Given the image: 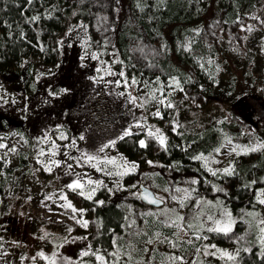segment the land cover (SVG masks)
<instances>
[{
	"label": "trees",
	"instance_id": "obj_1",
	"mask_svg": "<svg viewBox=\"0 0 264 264\" xmlns=\"http://www.w3.org/2000/svg\"><path fill=\"white\" fill-rule=\"evenodd\" d=\"M37 16L39 20L33 22L32 18ZM261 21H264V0H32L31 3L28 0H0V73H20L24 64L31 70L42 65L50 69L46 75L53 73L52 69L58 67L62 58L60 42L71 25L83 24L87 26L91 50L113 52L118 57L115 69L123 71L129 83L133 77L139 82L137 86L144 91L139 103L144 101L146 113L151 114L156 103L149 99L150 95L155 93L159 97L157 89L166 91L173 77L183 88L180 94L171 98L175 107L164 110L168 123L161 128L166 141L164 146L154 135L144 132L127 136L117 144L113 157L117 165L126 160L137 161L143 166L120 176L116 173L125 171L123 168L102 165L104 170L97 177L102 184L95 185L92 200L85 197L93 185L84 186V196L65 189L68 201L85 211L89 231L80 237L87 244L89 253L97 252L110 264H115L116 258L109 253L121 251L119 264H128L125 253L132 250L129 245L142 254L146 241L160 233L167 240L153 250V263H170L169 257L173 255L163 250L166 242H177L180 245L177 252L191 258L204 243L195 236L206 235L209 242L237 248L239 255L234 261L213 259L205 264H264V247L259 243L256 231L244 223H238L231 236L188 229L193 236V243L188 244L175 239L177 228L160 223L165 219L160 215L163 208L144 206L136 196L119 200L110 197V185L116 181L128 186L141 179L153 190L158 187L172 197H176L179 190L191 196L187 211L182 215L186 218L197 217V206L202 200L221 202L233 215L260 207L259 195L264 191L263 128L256 130L233 114L227 116L218 129L209 127L204 132L183 128L174 132V123L183 104L196 109L207 107L209 99L214 97L212 87L218 75L228 65L232 64L236 69L231 56L247 60L246 76L254 75L256 62L249 38L253 31H264ZM249 28L252 30L248 31ZM261 47L264 52V37ZM38 60H42V64ZM242 75L240 81L245 83V74ZM26 87L35 88L29 87L28 83ZM8 127L6 121L0 124V137L10 134ZM223 136L242 145L243 149L233 159L234 172H218L211 176L201 159L196 157H208L219 147ZM25 137L31 145L30 137L26 134ZM140 140H144L147 147H140ZM150 160L157 165L147 167ZM29 162L39 168L34 164L30 149L22 157V164ZM13 180L15 176L11 170L0 176L2 196ZM193 180L197 183L193 184ZM93 181L97 182L96 179ZM171 200L172 206L177 207ZM96 201L104 203L98 205ZM9 210L8 215H13L16 222L18 214L12 212L13 206ZM148 212L155 215L142 216ZM8 223V216L0 212V233ZM38 258L39 263L51 264V260ZM78 264L100 262L90 254L83 256Z\"/></svg>",
	"mask_w": 264,
	"mask_h": 264
},
{
	"label": "rangeland",
	"instance_id": "obj_2",
	"mask_svg": "<svg viewBox=\"0 0 264 264\" xmlns=\"http://www.w3.org/2000/svg\"><path fill=\"white\" fill-rule=\"evenodd\" d=\"M79 25H71L62 40L61 62L58 67L52 69L53 73L46 75L50 69L42 65H39L37 70H31L27 64L23 65L20 73H0V124L6 121L10 133L0 137V143L7 145V148L0 149V153L8 152L5 158L8 163L0 161V170L4 175L7 174V170H11L15 176L5 195L0 194V212L9 218V223L4 225V230L1 229L0 233V264H47L48 262L39 263L38 253H43L49 261L55 259L56 264H78L83 257L82 253L89 252L87 244L80 237L82 233L89 231V225L85 228L81 223H77V220H86L85 211L82 215L75 214L73 218L74 214L70 209L61 207L66 201L60 197L65 195L64 191L67 189L65 185L77 178L76 174L82 177L81 182L85 186L89 179L100 181L97 177H100L101 171H97L84 161L78 166L75 158L86 153L99 156L101 159L105 157L113 159L115 148L121 141L119 137L125 130L130 129L133 134L151 133L157 138L156 130L161 133L162 126L167 123L164 115L167 108L155 103L151 114H148L145 107L137 106L143 97V89L137 85L125 87V76L118 75L121 71L114 67L118 57L113 52L91 50L87 31ZM263 37L264 31H253L249 38V46L256 62L254 75L246 76L247 60L231 56L236 63V69L231 64L218 75L217 82L212 87L214 97L209 99L205 109H196L185 104L181 106L177 113L178 120L174 123V132L180 128L193 132H204L209 127L218 129L222 121L231 114L252 125L256 130L264 129V52L261 47ZM93 55L98 59H93ZM38 61L40 64L43 62ZM105 69H110L117 75L107 74ZM242 74H245V83L240 81ZM237 76L239 78H236ZM252 77L255 79L256 87L252 83ZM26 83L36 89H27ZM170 84H173V80L168 83ZM168 85L165 93L172 92V96H176L182 92L179 88L173 91ZM129 94L137 98L135 105L131 103ZM172 96L168 99L171 100ZM158 107L163 119L154 115ZM136 124L140 127H135ZM25 134L30 137L31 145ZM61 134L68 139H59ZM45 135L48 137L47 142L37 144V138H43ZM81 136L84 139H80ZM25 140L28 141L27 144L24 143ZM73 140L75 145L71 146ZM112 140L116 141L114 147L107 148L104 152L98 151L102 145ZM52 141L59 146V155L52 159L64 163L60 167L51 165L53 170L49 173L36 163V155L41 147L47 152ZM10 148H15L16 152H9ZM29 149L32 151L34 164L39 168H35L30 162L27 165L22 164V157ZM241 149L242 145L223 136L219 147L201 161L208 173L214 176L212 172L217 174L224 173L225 169H234L233 159ZM65 152L73 159H68L64 155ZM41 159L47 162L49 157ZM135 162L138 167L143 166ZM67 164L73 166L70 170L72 174H69ZM102 165L104 164L98 167L102 168ZM147 165L155 167L157 164L150 160ZM47 174L53 176H44ZM18 178L21 180H17ZM141 185L152 189L151 185L142 182L141 179L128 186L116 181V184L110 185V197L114 200L128 196L138 198ZM93 186L95 187V184ZM153 191L165 202V206L160 210L163 218L166 217L161 213L171 209H175L176 213L182 216L192 199L182 190L178 191L176 197L167 195L158 187ZM262 192L259 199H264ZM170 198L177 207L172 206ZM12 206V212L18 214L16 222L13 215L7 213ZM196 211L197 222L204 224V230L199 231H206L211 224V221H207L208 215L223 220L224 214L230 213L221 202L212 200H202ZM200 213L203 215L198 216ZM168 214L175 218L171 212ZM231 219L234 221L233 229L238 223L253 228L260 243V228L264 227V224L260 223L264 219V205L260 204L257 209L241 211L236 215L231 214ZM187 232L189 233L187 235L183 231L179 232V241L192 239V234L188 230ZM175 236L178 240L176 234ZM57 237L60 239L59 244ZM151 239L155 242L146 243L148 252L140 254L136 248V251H130L133 257L131 264H137L138 261L142 264H154L151 257L153 250L162 243L161 241L165 242L167 239L161 236L157 239L156 234ZM212 244L216 245V249L232 254L238 251L235 247L222 246L209 242L208 239L204 240L203 246L191 258H185L177 252L179 244L173 248L166 242L163 250L173 256L182 257L183 264H205L213 259L232 261L222 258L216 249L206 247ZM205 251L214 252L215 255H205ZM119 255L121 258L123 253L119 251ZM162 264H172V261ZM176 264L181 262L177 261Z\"/></svg>",
	"mask_w": 264,
	"mask_h": 264
},
{
	"label": "snow or ice",
	"instance_id": "obj_3",
	"mask_svg": "<svg viewBox=\"0 0 264 264\" xmlns=\"http://www.w3.org/2000/svg\"><path fill=\"white\" fill-rule=\"evenodd\" d=\"M31 2H32V0H28V3H31ZM117 2H118V0H117ZM252 18L256 19V17H252ZM37 20H39V16L32 18L33 22H35ZM261 23L264 24V21H261ZM79 27L80 28H84V29L87 28V26L83 25V24H80ZM73 30H75V28H73ZM251 30H252L251 28L248 29V31H251ZM60 43L63 44V41H61ZM41 50L43 51V49H41ZM92 58L93 59H98V57L95 56V55H93ZM97 71H100V69H97ZM105 71L107 72V74L117 75V73L111 72L110 69H105ZM118 75H120L121 77H124L125 73L123 71H121ZM172 79H173V84L168 85V87L169 88H173V91H175L177 88H179L180 91H183V88H180V82L178 80H176V78H174V77ZM138 83L139 82L135 79V77H133L130 83L127 81V79H125L124 86L125 87H133V86L137 85ZM157 83H159V78H157ZM145 87H147V82H145ZM157 91L160 92V96L158 97L155 93H152L150 95V97H149V99L151 101H155L159 106H163L165 108H174L175 107L173 102L168 99L170 96H172V92L165 93L163 91V88L157 89ZM130 100H131V103H133L135 105L136 101H137V98L130 95ZM137 106L143 107L144 106V101L142 100L141 104L137 105ZM154 115L156 117L160 118V119L164 118L162 113H161V111H160V109H159V107L157 108V111L154 113ZM135 127H140V125L136 124ZM156 131H157V134H158L157 138L159 139V142H160L161 146H164L166 141H165V138H164L163 134L159 133L158 129ZM149 134L151 135V133H149ZM131 135H133V132L130 129L129 130H125L123 135H121L119 137V139L123 140L125 137L131 136ZM59 139L66 140V139H68V137L63 135V134H61ZM80 139H84V137L81 136ZM47 140H48V137H47V135H45L43 138H37L36 143L37 144H41L42 142H47ZM24 143L27 144L28 141L25 140ZM115 144H116L115 140L109 141L107 144L102 145L101 148L98 151L99 152H104L105 149L110 148V147H114ZM139 144H140V147H147V145H146L144 140H140ZM74 145H75V140H73L71 142V146H74ZM5 148H7V145L0 143V149H5ZM252 150L255 151V149H252ZM8 151L9 152H16V149L15 148H10V149H8ZM233 151H235V149H233ZM217 152L219 153V150H217ZM7 155H8V152L0 153V161H4V163L7 164L8 161L5 159L7 157ZM57 155H59V146L55 143V141H52L47 152L44 150L43 147H41L39 149V151L37 152V155H36V163L40 164L41 167H43L45 169V171L51 173L52 170H53L51 165H55L56 167H60L61 164L64 163L63 161L52 159V157H56ZM64 155L68 159H73V157H71L67 152H65ZM45 156L49 157V160L47 162H45L44 160L41 159L42 157H45ZM196 158L197 159H204V157L202 155L199 156V157H196ZM25 159H27V157H25ZM75 159L77 160V165L78 166L81 164L82 161H84V162H87L91 167L96 168L97 171H103L104 170V169H101L100 167H98V165H100V164H104L105 166L112 165L114 167L123 168L125 171L116 173L117 175H120V176L124 175L129 170L135 171L136 167H138L134 162L130 163V162L125 160L123 162V164L117 165V161L115 159L106 158V157L101 159L99 156L89 155V154H86V153H82V155L80 157H77ZM93 161H95V163H93ZM72 167L73 166L71 164H67V169H69V174H72L71 171H70L72 169ZM232 172H234V169H231V170L230 169H225L224 170L225 174H231ZM107 174L111 175L112 173L108 172ZM212 174L216 175V172H212ZM2 175H4V172L2 170H0V176H2ZM76 176H77V178L73 182L65 185V187L67 189H69L70 191H77L79 195L84 196L85 195V193H84V184L81 182L82 177L79 174H76ZM192 183L195 184V183H197V181L193 180ZM87 184L88 185L95 184L96 187H99L102 184V182L101 181L94 182L91 179H89L87 181ZM96 187L91 188L89 194L85 197L86 199L92 200L93 195L95 194V191H96ZM192 191H195V189H192ZM262 195H264V192H262ZM60 198L62 200L66 201V204L65 205H61V207H66L67 209H70L72 211V213L74 214L73 218L75 217V214H77V213H80L81 215L83 214L84 210L83 209H76L72 205L71 202L67 201V196L66 195H62ZM258 202L260 204L264 205V199H259ZM96 203L98 205H102L104 202L103 201H96ZM149 203L159 204L160 201L149 200ZM169 212L174 214L175 218H173L172 215H169L168 214ZM161 214L166 217L164 220L160 221V223L162 225L167 226V227H174V228H177L179 230L177 233H175L177 235L178 241L180 239L179 238V232L180 231L185 232V234L187 235V234H189L187 232L188 229L204 230V224L197 222V220H198L197 217L186 218L184 216H180L178 213H176L175 209H171V210H168L166 212H162ZM147 215H155V214L152 213V212H148V213L142 214V216H147ZM199 215H203V213L198 214V216ZM249 215H253V214L249 213ZM224 216H225V219L221 220V219L216 218V217H214L212 215H208L207 216V221H211V224L206 228V231L209 232V233H216V234H222L224 236H231L232 230H233L234 221L231 219V214L230 213H225ZM77 223H81L82 226L85 227V228L88 227V221L87 220H83V221L77 220ZM260 223L264 224V219H262L260 221ZM130 226L131 225H129V227ZM69 231H71V230H69ZM260 233H261V235L259 237L260 244H261L262 247H264V227L260 228ZM138 234L139 233H133L132 235H138ZM145 235H147V233H145ZM159 236H160V233H156V238L157 239H159ZM195 239L196 240H201V239L207 240L208 236L205 235V236L201 237L200 235H196ZM154 242L155 241L153 239H151V238L146 241V243H148V244H152ZM161 242H163V241H161ZM168 243L173 248L178 247V243L177 242H173V241L169 240ZM185 243L192 244L193 240L190 238L187 241H185ZM114 245H115V241H114ZM89 247H91V246L89 245ZM129 247L132 248V251H136V249L134 247H132L131 245H129ZM206 247L207 248H211V249H216V245H214V244L208 245ZM247 250L248 249H245V251H247ZM141 251L148 252V249L145 248V249H142ZM197 251H199V249H197ZM216 251L220 252V256L222 258H227L228 260H232V261L236 260L237 256H238V251H237L236 254H232V253H229L227 251H221L219 249H216ZM90 254L94 255L96 260L99 261L100 264H110V262L107 261L103 255H99L97 252L89 253L88 251H84L82 253V256H88ZM204 254L205 255H210V254L211 255H215L214 252L213 253H209L208 251H205ZM37 255L40 256L43 259H49L48 257H45L43 253H38ZM109 255H111V256L116 258L115 259V264H119V253L118 252L109 253ZM125 256H126V260L128 261V264H131V261L133 260L132 252L125 253ZM33 259H35V257H33ZM61 260H63V257H61ZM169 260L172 261V264H176L177 261H179V262H181V264H183V258L179 257V256H171V257H169ZM51 264H56L55 259H52ZM137 264H142V262L138 261Z\"/></svg>",
	"mask_w": 264,
	"mask_h": 264
},
{
	"label": "water",
	"instance_id": "obj_4",
	"mask_svg": "<svg viewBox=\"0 0 264 264\" xmlns=\"http://www.w3.org/2000/svg\"><path fill=\"white\" fill-rule=\"evenodd\" d=\"M138 199L144 206H147L150 208L161 209L165 206V202L161 200L160 198H158L156 193L152 189L144 185L140 186V192H139ZM149 200H157V201H160V203L159 204L149 203Z\"/></svg>",
	"mask_w": 264,
	"mask_h": 264
}]
</instances>
